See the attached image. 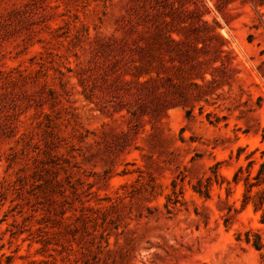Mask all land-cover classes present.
<instances>
[{
    "label": "rangeland",
    "instance_id": "obj_1",
    "mask_svg": "<svg viewBox=\"0 0 264 264\" xmlns=\"http://www.w3.org/2000/svg\"><path fill=\"white\" fill-rule=\"evenodd\" d=\"M193 1L235 73L188 118L127 111L132 0H0V264H264V25Z\"/></svg>",
    "mask_w": 264,
    "mask_h": 264
},
{
    "label": "trees",
    "instance_id": "obj_2",
    "mask_svg": "<svg viewBox=\"0 0 264 264\" xmlns=\"http://www.w3.org/2000/svg\"><path fill=\"white\" fill-rule=\"evenodd\" d=\"M132 1L133 17H129L118 44V50L129 57L126 73L131 79L126 82L135 86L128 93L137 107L127 106V111L158 115L182 107L186 116L193 118L195 103L208 102V97L228 85L235 73L227 39L217 25L203 19L193 0ZM219 1L252 4L259 24L264 25V13L260 12L264 0ZM259 24L253 27L258 29ZM253 37L250 33L248 38ZM263 173L264 163L259 176Z\"/></svg>",
    "mask_w": 264,
    "mask_h": 264
}]
</instances>
